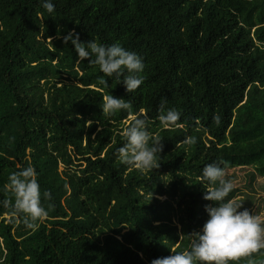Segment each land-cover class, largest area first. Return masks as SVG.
<instances>
[{
  "label": "trees",
  "instance_id": "16d2710c",
  "mask_svg": "<svg viewBox=\"0 0 264 264\" xmlns=\"http://www.w3.org/2000/svg\"><path fill=\"white\" fill-rule=\"evenodd\" d=\"M53 3L49 14L39 0H0V200L13 199L9 174L29 165L51 194L34 229L0 207V264H150L188 250L208 219L206 164L264 177V0ZM70 30L140 55L142 85L127 93L80 60L60 38ZM109 93L152 121L158 167L115 155L127 112L102 113ZM161 101L180 127H160ZM263 253L237 264H264Z\"/></svg>",
  "mask_w": 264,
  "mask_h": 264
},
{
  "label": "clouds",
  "instance_id": "9594fccd",
  "mask_svg": "<svg viewBox=\"0 0 264 264\" xmlns=\"http://www.w3.org/2000/svg\"><path fill=\"white\" fill-rule=\"evenodd\" d=\"M39 4L49 14L55 10L53 0H39ZM60 38L64 44H71L80 60L98 66L101 73L122 84L127 93L134 92L142 85L145 69L143 58L121 43L103 44L95 39L82 42L79 33L71 30ZM106 81L98 77L100 85L107 86ZM100 108L106 116L118 111L127 112V126L119 132L125 142L115 150L117 158L141 172L158 167L157 156L162 151V144L150 133L152 121L144 115V109L133 112L130 101L110 93L102 97ZM180 117L177 108L168 107L166 101H161L156 117L161 128L180 127ZM214 120L219 123V117H214ZM191 142L193 140L189 137L184 140V143ZM225 167L227 163L220 161L206 164L201 169L200 179L208 185L203 199L211 203L205 205L208 219L202 228L188 235V250L172 252L167 257L151 260L150 264H237L242 258H249L264 250V216L244 207L242 203L227 199L234 182L226 178ZM7 180L5 188L13 199L0 200V207L10 208L12 215H19L26 228H36L38 222L48 215L42 198L50 199L51 194L41 192L37 172L30 165L10 173ZM247 264H253V261L248 259Z\"/></svg>",
  "mask_w": 264,
  "mask_h": 264
},
{
  "label": "rangeland",
  "instance_id": "374dc122",
  "mask_svg": "<svg viewBox=\"0 0 264 264\" xmlns=\"http://www.w3.org/2000/svg\"><path fill=\"white\" fill-rule=\"evenodd\" d=\"M225 173L226 178L234 182L227 199L242 203L244 207L264 216V177L255 175L250 167L227 169Z\"/></svg>",
  "mask_w": 264,
  "mask_h": 264
}]
</instances>
